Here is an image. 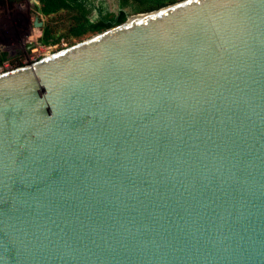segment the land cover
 I'll use <instances>...</instances> for the list:
<instances>
[{
  "label": "water",
  "instance_id": "obj_1",
  "mask_svg": "<svg viewBox=\"0 0 264 264\" xmlns=\"http://www.w3.org/2000/svg\"><path fill=\"white\" fill-rule=\"evenodd\" d=\"M0 264H264V0L0 73Z\"/></svg>",
  "mask_w": 264,
  "mask_h": 264
},
{
  "label": "rangeland",
  "instance_id": "obj_2",
  "mask_svg": "<svg viewBox=\"0 0 264 264\" xmlns=\"http://www.w3.org/2000/svg\"><path fill=\"white\" fill-rule=\"evenodd\" d=\"M101 1H105V6L109 11L115 13L119 11L118 0H95V5L99 6ZM37 6H39L37 0H0V55L5 58L0 73L29 66L94 36H87L82 40L63 38L59 44L49 47L42 46L40 37L43 26L48 23L57 26L58 34L64 36L67 34L68 16L61 14L48 18L38 13ZM126 11L130 12L129 9ZM91 17L92 19L98 17L96 10L93 11Z\"/></svg>",
  "mask_w": 264,
  "mask_h": 264
},
{
  "label": "trees",
  "instance_id": "obj_3",
  "mask_svg": "<svg viewBox=\"0 0 264 264\" xmlns=\"http://www.w3.org/2000/svg\"><path fill=\"white\" fill-rule=\"evenodd\" d=\"M37 11L42 16L53 18L65 14L68 20L67 34L59 35L57 26L45 24L42 28L40 44L44 47L59 44L63 38L66 40H82L87 36L96 35L110 28L116 27L127 21L132 14L148 13L168 5L177 3V0H118L119 11L111 12L101 1L99 6L95 0H37ZM129 9L130 12L126 11ZM96 10L98 17L92 19L91 15ZM5 58L0 55V68L3 67Z\"/></svg>",
  "mask_w": 264,
  "mask_h": 264
}]
</instances>
